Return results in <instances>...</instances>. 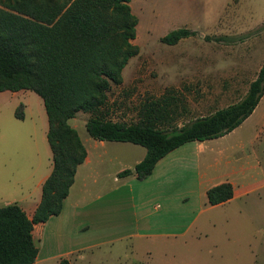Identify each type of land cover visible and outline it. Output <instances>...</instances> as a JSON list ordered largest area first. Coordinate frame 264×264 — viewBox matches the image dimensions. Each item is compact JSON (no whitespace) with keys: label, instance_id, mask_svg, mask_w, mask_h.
I'll use <instances>...</instances> for the list:
<instances>
[{"label":"rangeland","instance_id":"374dc122","mask_svg":"<svg viewBox=\"0 0 264 264\" xmlns=\"http://www.w3.org/2000/svg\"><path fill=\"white\" fill-rule=\"evenodd\" d=\"M130 6L139 20L133 41L139 54L123 82L112 85L101 109L106 119L134 124L161 110L166 119L157 126L172 135L245 97L264 64V0H134ZM180 28L196 35L162 42ZM19 108L24 118L17 117ZM91 116L80 112L70 121L90 148ZM48 127L36 93L0 92V207L17 204L53 166ZM238 210L210 212L185 237L103 245L85 252V264H264V218L254 226Z\"/></svg>","mask_w":264,"mask_h":264},{"label":"trees","instance_id":"16d2710c","mask_svg":"<svg viewBox=\"0 0 264 264\" xmlns=\"http://www.w3.org/2000/svg\"><path fill=\"white\" fill-rule=\"evenodd\" d=\"M132 1L0 0V92L27 90L41 97L53 155V170L32 218L17 204L0 207V264H34L39 254L33 237L35 225L62 212L78 167L87 158L86 147L70 124L78 113L92 114L86 123L91 138L146 149L145 158L133 170L119 174H136L143 180L180 146L234 131L262 99L264 64L240 102L172 135L157 126L166 119L161 110L149 112L146 121L134 124L106 119L101 109L108 102L112 85L123 82L125 67L139 54V47L133 43L139 20L132 12ZM194 35L196 32L180 28L165 35L162 42L176 45ZM20 108L17 117L24 118ZM207 196L212 206L225 203L234 196L233 186L220 184Z\"/></svg>","mask_w":264,"mask_h":264},{"label":"crops","instance_id":"0c3cea01","mask_svg":"<svg viewBox=\"0 0 264 264\" xmlns=\"http://www.w3.org/2000/svg\"><path fill=\"white\" fill-rule=\"evenodd\" d=\"M92 140L91 148L83 142L87 158L78 167L62 212L35 225L33 237L39 254L34 264L63 260L85 264V252L128 238L185 237L216 210L229 214L230 208L238 207V213L254 226L264 218V95L234 131L180 146L143 180L136 174H119L133 170L145 158L144 147ZM218 163L223 170L216 169ZM205 167L215 170L205 174ZM52 170L53 166L17 201L29 218L41 202L43 185ZM223 183L233 186L234 196L212 206L207 192ZM231 218L228 215L227 220Z\"/></svg>","mask_w":264,"mask_h":264}]
</instances>
